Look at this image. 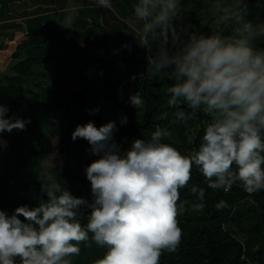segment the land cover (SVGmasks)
<instances>
[{"label":"clouds","instance_id":"1","mask_svg":"<svg viewBox=\"0 0 264 264\" xmlns=\"http://www.w3.org/2000/svg\"><path fill=\"white\" fill-rule=\"evenodd\" d=\"M92 2L113 7L112 0ZM180 3L136 0L128 23L139 26L146 44L159 33V44H152L151 75L173 81L166 92L175 121H187L185 108L211 117L198 148L182 154L167 142L171 133L157 128L124 149L114 139V121L77 125L72 139L87 140L98 157L84 169L91 200L53 180L43 189L47 201L38 206H17L11 214L0 209V264H72L69 257L80 253L89 234L106 249L95 264H159L163 252H175L181 243L179 190L188 185L193 167L213 190L228 192L239 185L248 194L264 191V47L255 46L264 39V22L247 19L248 0H234L224 16L237 24L232 35L178 31ZM65 11L61 25L71 29L77 9ZM130 103L138 107L142 99L134 94ZM7 112L0 104V133L25 128L26 120ZM0 144L7 142L0 138ZM190 192L197 198L192 211L202 212L205 189L193 184ZM215 207L228 205L220 200Z\"/></svg>","mask_w":264,"mask_h":264},{"label":"trees","instance_id":"2","mask_svg":"<svg viewBox=\"0 0 264 264\" xmlns=\"http://www.w3.org/2000/svg\"><path fill=\"white\" fill-rule=\"evenodd\" d=\"M30 1L34 0H26L25 4L29 6ZM41 1L42 5L33 11L38 15L26 19L25 25L14 21L0 28V46L17 32L25 36L12 54L10 70L0 72L4 73L0 77V104L7 106L6 115L27 121L22 130L0 133L7 142L0 144V209L8 214L17 206L35 207L47 201L43 189L53 180L73 195L91 200L84 169L98 157L91 153L87 140L72 139L77 125L92 121L99 127L114 121L118 129L114 139L124 149L135 138L148 139L161 128L171 133L167 142L182 154H190L198 148L211 120L203 111L193 113L185 108L187 121H175L176 109L168 106L166 92L173 81L151 75L152 44H159V33L148 37L146 44L139 26L134 28L128 23L136 0H114L111 9L103 7L102 11L94 4L78 7L82 16L75 18L74 24L83 32L73 25L71 29L61 25L67 15L65 9L72 7L70 0ZM225 1L181 0L177 30L232 35L237 24L224 20L227 12L221 8ZM248 3L247 19L264 22V0ZM48 9L62 10L46 14ZM23 15L31 14L25 11ZM53 43L63 47L61 54L53 49ZM255 46L264 47V39L255 41ZM65 60L72 66L64 78L59 76L54 83L44 80L47 72L42 66ZM136 61L140 63L137 71ZM122 85L128 87V92L121 91ZM134 94L142 99L141 116L127 99ZM125 116L127 123L121 124ZM53 152L64 155L65 160L53 170L43 171L40 177L42 161ZM193 184L205 189L202 212L191 208L197 202L190 192ZM179 191L178 207L184 205L177 217L182 228L181 243L175 252H163L159 264H264V191L248 194L239 185L228 192L213 190L195 167L188 185ZM220 200H225L228 207L218 210L215 205ZM78 218L81 224L86 223L84 213ZM89 236L87 242H80V253L69 257L72 264H95L103 257L106 249Z\"/></svg>","mask_w":264,"mask_h":264},{"label":"rangeland","instance_id":"3","mask_svg":"<svg viewBox=\"0 0 264 264\" xmlns=\"http://www.w3.org/2000/svg\"><path fill=\"white\" fill-rule=\"evenodd\" d=\"M85 1H84V3H82V1H78V0L77 1L76 0H70L69 1L70 3H72V7H75L77 9V12L75 14L76 19L82 16V12H80L78 10V7L83 6V4H89V5L93 4L92 0H85ZM113 1L114 0H112V2ZM233 2H234V0H226L224 2V6L221 8V10L228 13L232 9ZM96 7L100 8L101 11L103 9L102 6H96ZM59 11H61V10H59ZM51 12H52V9H48V11H45V13H51ZM4 13H5V10H2V13H1L2 15H0V19L6 17V14H4ZM31 15H33V14H31ZM87 17H89V15H87ZM126 20H127V18H126ZM75 21L76 20H74V23H75ZM74 23L72 25L77 27L78 30H81L80 32L84 31V29L82 27L76 26ZM2 26L3 25L0 24V28ZM24 38H25V36L22 32H17L16 34H14L13 38L12 37L5 38V42L0 46V72L6 71V69L10 70V62L12 61V54L15 51L19 42ZM52 45H53V49L55 51H57V54L62 53L63 47L61 45H59L58 43H53ZM71 66H72L71 62L67 61V60H65V61H51V62L45 64L44 66H42L43 67L42 70L47 72V77H44V80H47V81L50 80V83H54L57 81L58 78H61L59 76H62V78H64L66 73L69 71V69H71ZM139 66H140V63L138 61H136L135 62V70L136 71L140 70ZM116 73L118 76L121 75L120 68H118ZM0 77L3 78L4 73H1ZM120 88H121V91L128 92V87L126 85H122ZM127 99L130 100V98H127ZM134 108H138L139 116H141L142 115V109H140L139 106L138 107L134 106ZM64 160H65V156L60 154V153H57V152H53L50 155H48L42 161V165L40 167V170L42 171V173H40V177H42L43 171L53 170L58 164H60Z\"/></svg>","mask_w":264,"mask_h":264},{"label":"crops","instance_id":"4","mask_svg":"<svg viewBox=\"0 0 264 264\" xmlns=\"http://www.w3.org/2000/svg\"><path fill=\"white\" fill-rule=\"evenodd\" d=\"M26 0H0V15H2V10H5L6 15H13L10 19L7 17L1 18L0 19V24H4L6 22H20L21 24L26 23V19L28 18L35 17L38 14H35L33 11L37 9L38 6L42 5L41 0H34L29 2V6L25 4ZM52 5V4H51ZM28 6V7H27ZM60 9H52L51 13H46V14H54L55 12L59 11ZM62 10V9H61ZM29 11L30 14L33 15H28L24 16L23 12ZM44 12L39 13V15H43Z\"/></svg>","mask_w":264,"mask_h":264}]
</instances>
